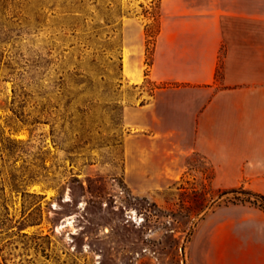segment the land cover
Segmentation results:
<instances>
[{
    "label": "rangeland",
    "instance_id": "obj_1",
    "mask_svg": "<svg viewBox=\"0 0 264 264\" xmlns=\"http://www.w3.org/2000/svg\"><path fill=\"white\" fill-rule=\"evenodd\" d=\"M158 3L0 0V264H264L263 175L126 170L125 109L174 85L128 77L124 28L148 73Z\"/></svg>",
    "mask_w": 264,
    "mask_h": 264
},
{
    "label": "crops",
    "instance_id": "obj_2",
    "mask_svg": "<svg viewBox=\"0 0 264 264\" xmlns=\"http://www.w3.org/2000/svg\"><path fill=\"white\" fill-rule=\"evenodd\" d=\"M158 10L148 75L144 28H124L130 65L136 53L141 65L128 77L174 85L125 109L130 125L139 120L147 131L138 145L125 138L126 170L138 159L141 173L176 177L209 167L264 176V0H159Z\"/></svg>",
    "mask_w": 264,
    "mask_h": 264
},
{
    "label": "trees",
    "instance_id": "obj_3",
    "mask_svg": "<svg viewBox=\"0 0 264 264\" xmlns=\"http://www.w3.org/2000/svg\"><path fill=\"white\" fill-rule=\"evenodd\" d=\"M151 63H152V61H151L150 59H148V61H147V65H148L149 67H150ZM147 71H149V68H148ZM145 75H148V73H145ZM235 191H237L236 188H231V189H228V190L223 191L222 194H226V193H230V192H235ZM248 193H250V194L253 195V196H257V197L259 196V197H261L262 199H264V195H263V194H260V193H257V192H253V191H251V190H249ZM233 200H235V201H236V200H237V201H249V202L254 203V204L257 203V200L241 199L239 196H234V197H233ZM259 205H260L261 207L264 208V204H263V203H260Z\"/></svg>",
    "mask_w": 264,
    "mask_h": 264
},
{
    "label": "bare ground",
    "instance_id": "obj_4",
    "mask_svg": "<svg viewBox=\"0 0 264 264\" xmlns=\"http://www.w3.org/2000/svg\"><path fill=\"white\" fill-rule=\"evenodd\" d=\"M128 65H129L128 62H126L125 63L126 71H128V69H127L128 68Z\"/></svg>",
    "mask_w": 264,
    "mask_h": 264
}]
</instances>
